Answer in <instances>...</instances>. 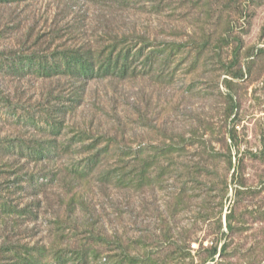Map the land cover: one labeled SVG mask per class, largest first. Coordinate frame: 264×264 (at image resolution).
<instances>
[{"label":"rangeland","instance_id":"374dc122","mask_svg":"<svg viewBox=\"0 0 264 264\" xmlns=\"http://www.w3.org/2000/svg\"><path fill=\"white\" fill-rule=\"evenodd\" d=\"M131 1L0 4V51L101 49L109 34L143 41L133 74L75 86L82 102L58 138L71 149L29 165L48 179L12 196L33 213L0 220V245L44 246V264L84 244L111 264H129L125 252L131 264H264V0ZM67 25L75 36L53 39ZM74 85L0 76L23 107L71 95ZM4 119L1 135L15 133ZM98 138L109 153L85 178L71 176ZM130 150L128 178L104 176ZM123 160L130 168L132 157Z\"/></svg>","mask_w":264,"mask_h":264},{"label":"trees","instance_id":"16d2710c","mask_svg":"<svg viewBox=\"0 0 264 264\" xmlns=\"http://www.w3.org/2000/svg\"><path fill=\"white\" fill-rule=\"evenodd\" d=\"M28 1L30 0H0V4H21ZM121 2L129 4L132 1L121 0ZM73 9L76 10V7ZM70 27L72 31L57 29L53 33V39L63 38L71 32L75 36L73 27ZM62 31L67 32L61 35ZM111 35L113 34H109L104 39L107 45L101 49L86 44L73 43L67 46L64 43L62 47L50 51L30 52L29 49L24 51L23 48L0 51V76L17 80L60 77L75 83L71 86L72 93L76 90V85L80 91L93 80L111 77L123 79L135 72L133 65L136 63L137 55L140 54L137 48L143 41L140 36L112 37ZM78 90L73 95L71 93L70 99L67 98L71 95H59L36 107H23L14 103L10 95L0 89V123H3L4 118L10 117L11 123L16 125L15 133L10 131L1 135L0 129V220L8 219L11 214L27 216L33 213L26 207L19 208L13 205L11 198L17 191L24 192L28 188H35L42 184L43 178L48 179L46 176L43 177L40 170H30L29 165L54 163L71 149L70 145L63 144L58 138L62 134L66 115L82 102V95ZM24 129H31L35 133L34 137L28 138ZM83 135V133L77 135L75 142H84L86 137ZM100 142L101 139L98 138L95 143L84 147L85 153L89 155L92 152V154L83 159V165H73L67 169L71 176L85 178L109 153L108 147L99 149L97 144ZM136 156L137 152L133 150L121 152L120 159L122 158L123 165H119L117 170L108 172L104 176H113L119 182L125 181L132 172L131 168L137 160ZM125 157H132L130 168L128 163H124ZM126 169L130 171L127 172ZM86 246L87 244H84L80 250L75 251L73 258L68 257V252L65 250L55 251L52 264H111L109 261L103 262L98 252ZM46 254L47 249L44 246L29 247L23 244L11 246L4 242L0 245V264H44ZM126 254V252L122 253L120 257L125 255L127 262L133 263L134 258L129 259ZM216 254L217 250L214 251V255Z\"/></svg>","mask_w":264,"mask_h":264}]
</instances>
